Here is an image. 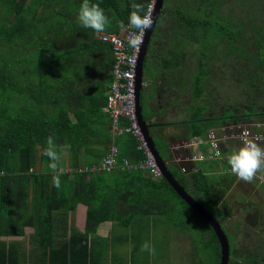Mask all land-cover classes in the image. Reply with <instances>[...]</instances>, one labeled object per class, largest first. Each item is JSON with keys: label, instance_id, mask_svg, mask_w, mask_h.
Returning <instances> with one entry per match:
<instances>
[{"label": "trees", "instance_id": "trees-1", "mask_svg": "<svg viewBox=\"0 0 264 264\" xmlns=\"http://www.w3.org/2000/svg\"><path fill=\"white\" fill-rule=\"evenodd\" d=\"M95 2L110 18L105 32L119 33L121 23L128 24L132 4L143 5L146 12L150 0ZM81 3L0 0V236L23 235L27 226L49 231L59 215L64 219L59 230L67 235L68 212L83 203L85 231L72 225L64 245L45 244L50 248L44 253L45 264H97L90 235L103 221L119 219L118 213L131 217L127 205L132 195L135 201H167L160 211L188 237V217H197L207 264H219L220 243L213 228L166 179L144 181V170L124 169L119 165L125 156L120 147L119 164L111 171L92 170L93 164L102 163L114 138L105 110L114 58L112 46L99 38L100 33L79 25ZM226 67L231 74L223 79ZM144 81L143 91L152 87L165 103L175 100L181 115L178 120H149L151 126L182 125L185 136L196 137L231 123L264 122V0H164L146 55ZM229 82L240 89L242 102L217 111L213 99L220 83ZM49 135L61 146L70 145L62 154L60 189L52 183L43 154ZM125 135L131 160L144 158L136 138ZM82 154L86 171L80 168ZM193 175L192 185L180 182L194 189L191 194L195 192L222 223L230 241L229 264H259L264 254L257 247L237 248L225 227L232 214L227 193L234 192L237 177L229 172L210 179L203 170ZM35 217L43 221L36 225ZM0 246L1 264H8L13 247L2 241Z\"/></svg>", "mask_w": 264, "mask_h": 264}, {"label": "crops", "instance_id": "crops-1", "mask_svg": "<svg viewBox=\"0 0 264 264\" xmlns=\"http://www.w3.org/2000/svg\"><path fill=\"white\" fill-rule=\"evenodd\" d=\"M108 88L109 86L107 87V90ZM143 88L144 87H142L141 90L142 106ZM146 89H149V87ZM174 101L167 104L162 101L158 93L155 92L153 96L146 95V106L150 109V114L146 115L144 113V106L142 110L143 117L149 126L150 134L153 138L155 137L154 134H156L157 139L159 137L161 141L167 142V148H164V152H161L159 144L154 139L157 149L173 176L183 186L180 180L192 185V182H194L193 174L199 172L200 170H203V173L205 174L208 173L210 175V179H215L216 177L221 176L223 177L224 174L231 172L227 164V157L239 146L238 140H222L220 142L221 155L211 157L213 149L205 143L197 144V142L206 140L209 130L217 128L209 129L205 135L190 137L183 134L184 131L182 125L151 126L149 120L163 122L162 120L165 117H170L174 120L179 119V115H176L179 111ZM171 114H174V116ZM126 136L127 135L114 136V138L112 137L108 147H110V144H116L120 147V151H122L125 155L123 156V159L127 158L131 162H137L131 160V156L128 154L130 149H126L128 143ZM136 151L138 150L136 149ZM224 156L225 160L223 162L221 158ZM96 165L97 164H93L92 168ZM171 165L174 167H171ZM85 166L87 165L84 164V167ZM98 173L101 174L102 172ZM142 173L144 181L150 177L147 172L143 171ZM163 178L164 176L160 179L152 180L159 181ZM236 182L238 186L239 183L243 181L236 179L234 184ZM191 185H189V187H192ZM183 187L186 189L185 186ZM237 188L238 187H236V189ZM186 191L191 194L194 189H186ZM231 192L232 191L230 189L227 195ZM194 194L195 192L191 195L197 199ZM130 198L131 199L128 203L129 205L127 206H129L128 208L131 210V217L124 215L125 213H118V216H120L118 218L120 220L115 218L105 220L99 225L96 233L90 235V239L92 240L90 244H93L92 247L94 249L97 264H151L150 254L141 250L142 245L146 241L151 240L152 234L155 233L154 224L158 223L159 227L162 226V223L165 227L171 226L165 213L160 211L162 206L168 205L167 201H158L156 198L154 199L158 202L150 200H146L145 202L135 201L134 196L132 195ZM234 198L235 196H233L232 199ZM227 199L228 198L226 197L223 202ZM230 201L229 204H231ZM174 203L179 204L178 201H174ZM57 218L59 220L58 225H60V228L64 227V224L61 223L64 219L60 215ZM124 220L128 223H125ZM67 222V235H64L63 231L61 233L59 230L60 228L56 229L57 239L60 243L59 245L54 246L55 248H59V246L61 247L64 245V237L70 236L73 228L72 225H74L81 232L85 231L87 223V205L80 203L74 211L68 212ZM171 232L173 233V235H171L172 238L173 236H178V232H175L174 230H171ZM0 241L4 242L7 247L14 244L12 246L13 248L9 249V254L13 256V259H10L8 264L11 262L13 264H45L44 253L45 251L50 250L49 247H45L46 236H43L39 229L32 226H27L23 235H1ZM2 252L3 248L0 246V264L2 260ZM60 257L61 253L56 257L57 262ZM164 259V257H159L157 264H163Z\"/></svg>", "mask_w": 264, "mask_h": 264}, {"label": "built area", "instance_id": "built-area-1", "mask_svg": "<svg viewBox=\"0 0 264 264\" xmlns=\"http://www.w3.org/2000/svg\"><path fill=\"white\" fill-rule=\"evenodd\" d=\"M156 1L150 0L147 6V11L151 7L152 17L155 12ZM130 31L134 30H129L125 27L119 33L103 32L99 34L101 40L112 46L114 58L112 81L107 91L105 110L112 120V135L131 134L134 136L138 142V150L143 152L144 158L137 162H131L129 159L124 158L119 164L117 158L119 149L117 145L113 144L110 146L107 155L102 159V163L94 166L92 170H97L98 172L103 170L111 171L117 163L124 169H142L151 178L160 179L163 176V172L139 123L136 106V73L147 30L143 34V42L138 49L129 47L128 35ZM146 85L147 83L143 81V86ZM244 130L248 131L250 138L264 145V122L231 123L221 128L211 129L207 134L206 140L197 142V144L205 143L209 145L213 149L211 157H217L221 155L220 142L225 139L238 140V136Z\"/></svg>", "mask_w": 264, "mask_h": 264}, {"label": "rangeland", "instance_id": "rangeland-1", "mask_svg": "<svg viewBox=\"0 0 264 264\" xmlns=\"http://www.w3.org/2000/svg\"><path fill=\"white\" fill-rule=\"evenodd\" d=\"M216 69V66H214ZM151 72V71H146ZM226 77L224 76L223 79L227 78V75H230V70L226 67L225 72ZM217 79L222 78L221 76H216ZM220 91H218V94L214 97L213 101L216 103V109L219 110L223 107H228L231 103L236 102L237 104H240L242 102V95L240 92V89L235 84L229 82L227 84H221L219 85ZM155 94V91L152 87H149V89L145 88V91L143 92V106H144V113L146 115L150 114V109L148 106H146V95L153 96ZM236 100V101H235ZM176 115H179L178 113ZM181 115H179L180 117ZM154 139L159 144V147L161 149V152H164V148H167V142L161 141L160 138L157 135L154 134ZM161 141V142H160ZM65 155V154H64ZM224 157L221 159L224 162ZM82 165L81 169L84 170V162H83V154L81 155ZM171 167H174L171 165ZM261 178H264L263 174H258L257 177L252 181L260 191H264V181H260ZM241 184V183H239ZM237 182L233 185L232 189L234 190L233 194L235 198L239 202L243 201H249L250 196L248 198H244L241 196V190L236 189ZM251 190L253 188H250ZM264 194V193H263ZM179 203V202H178ZM182 205L181 203H179ZM171 212V211H169ZM168 212V213H169ZM173 212V211H172ZM229 213V211H228ZM189 216V215H188ZM187 218V216H185ZM185 217L181 218V221ZM187 225L190 226V236L185 234H180L181 232L176 231L177 229L174 228V225H171L170 227H165V225L162 223V226H158V223L154 224L155 233L152 234V238L150 241H146L149 243V245L153 246L155 248V255L150 254L151 264H157L159 257H164L163 264H207L208 261V250L204 249V243L202 238V232L199 230L198 225L200 224V221L197 217H188ZM238 220H240L239 223H236ZM33 221L36 223V225L40 224L43 219H38L35 217ZM53 221V220H52ZM178 221V220H177ZM236 221V222H235ZM46 222V221H45ZM225 227L227 228L229 235H232L233 239L232 242L239 248L240 250H247L248 248L252 249L254 245L257 243L256 240L259 238L256 236V234L251 230L252 228L249 227L243 220V214L242 215H230L229 219L225 221ZM59 220L53 221V227H51V230L42 231V235L46 236L45 244H51L53 246L59 245L60 241L57 239V233L56 229L60 228ZM223 226V225H222ZM159 228V230H158ZM169 228V229H166ZM176 229V230H175ZM171 230H174L175 232H178V236L172 238L171 235L173 233ZM248 232H252L248 236ZM52 233V234H51ZM51 234V235H49ZM49 235V236H48ZM175 238V239H174ZM231 238V236H230ZM177 239V240H176ZM196 247V249H195ZM146 253H149L146 251ZM213 257L216 256L213 254ZM197 258V260H196ZM204 259V260H201Z\"/></svg>", "mask_w": 264, "mask_h": 264}, {"label": "clouds", "instance_id": "clouds-1", "mask_svg": "<svg viewBox=\"0 0 264 264\" xmlns=\"http://www.w3.org/2000/svg\"><path fill=\"white\" fill-rule=\"evenodd\" d=\"M131 7L132 11L128 17L127 26L121 23L120 27L134 30L129 32L128 44L129 47L138 49L143 42L144 32L153 23L151 7H149L147 12H145L144 6L138 3L132 4ZM77 21L82 28L91 29L96 33L105 32L111 24L109 16L95 0H82L77 13ZM238 140L239 146L227 157V164L231 173L238 180L251 183L258 174H264V146L255 139L250 138L247 130L240 133ZM67 148H70V145H59L51 135L46 139L43 154L49 160L48 169L52 173V183L57 189L61 187L62 172L60 171V165L62 154ZM86 169L85 166L84 171ZM141 250L147 251L151 255L156 254L155 248L149 245L148 242L142 245Z\"/></svg>", "mask_w": 264, "mask_h": 264}, {"label": "water", "instance_id": "water-1", "mask_svg": "<svg viewBox=\"0 0 264 264\" xmlns=\"http://www.w3.org/2000/svg\"><path fill=\"white\" fill-rule=\"evenodd\" d=\"M164 5V0L156 1L155 12L153 13V23L150 28L147 29L146 37L142 50L139 56L138 68L136 73V106L137 115L139 123L144 131L145 137L149 143L151 150L153 151L161 169L164 178L171 184L176 193L193 209L195 210L206 222L213 228L218 241L220 243V262L219 264H229L230 261V242L226 231L224 230L220 220L211 213L202 203L195 199L191 194H189L186 189L179 183V181L173 176L172 172L169 170L167 164H165L159 150L156 147V142L153 136L150 134V129L143 117V106L141 104V90L143 87L144 79V64L146 60V55L148 52V47L151 42L152 34L154 32L158 17L160 15L161 9Z\"/></svg>", "mask_w": 264, "mask_h": 264}, {"label": "flooded vegetation", "instance_id": "flooded-vegetation-1", "mask_svg": "<svg viewBox=\"0 0 264 264\" xmlns=\"http://www.w3.org/2000/svg\"><path fill=\"white\" fill-rule=\"evenodd\" d=\"M260 181H264V178H261ZM254 183H246L241 182L238 188L241 190L242 197L248 198L250 196V200L239 202L237 199H232L234 194L233 192L230 193L231 203L232 206L229 209V214L231 215H242L244 222L251 227L252 231L258 236L259 238L256 240V244L254 247H257V250L264 254V191H260L258 186H253ZM250 188H253L252 190ZM254 197L252 198V196ZM233 208H235L233 210ZM229 218H227L228 220ZM240 221V220H238ZM236 222V221H235ZM237 223V222H236ZM227 230V228H226ZM228 231V230H227ZM227 233V232H226ZM229 233V232H228ZM252 232H248L249 234ZM228 235V234H227ZM230 242V241H229ZM259 264H264V259H262Z\"/></svg>", "mask_w": 264, "mask_h": 264}]
</instances>
